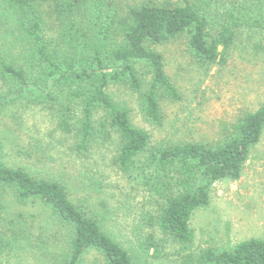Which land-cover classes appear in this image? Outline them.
<instances>
[{
	"label": "rangeland",
	"instance_id": "obj_1",
	"mask_svg": "<svg viewBox=\"0 0 264 264\" xmlns=\"http://www.w3.org/2000/svg\"><path fill=\"white\" fill-rule=\"evenodd\" d=\"M149 2L181 5V0H88L71 22L60 21V28H53L48 41L53 46L78 42L91 48L93 44L101 46L99 42L105 38V59L122 45L121 27L128 20L127 8ZM215 5L213 10L219 15L232 12L242 19L237 28L238 41L224 65L208 66L193 59L186 38L159 46L145 44L148 50L161 55L166 74L181 97L174 102L168 98L159 100V124L145 116L141 97L133 94L128 85L116 83L106 88L113 102L129 111L133 126L150 135L149 152L189 143L214 148L225 141L240 119L264 103L263 21L252 26L253 20L264 18V0H218ZM200 6L206 11L205 4ZM208 14L211 22H217ZM74 28H78L79 41L74 36L71 42L70 35L67 41L58 40L65 32L74 33ZM11 35L12 29L6 35L0 33V61L22 67L32 89L6 104L1 98L9 86L0 76V143L6 167L22 170L37 180L67 182L70 190L83 198L90 196L87 212L137 264H203L201 256L208 250L219 253L232 251L237 244L249 240L264 242V130L240 178L214 183L209 203L192 212L189 229L193 240L182 245L157 228L162 201L146 181L150 172L157 173L146 167L148 154L138 158L128 176L118 172L115 165L119 149L116 135L105 140L96 138L89 158L77 155L83 97L71 95L88 93L92 85L70 87L65 80L45 76V71L28 61V52L24 51L27 44ZM74 53L70 47L61 50L62 68L65 57ZM89 53L86 48L80 57L90 59ZM134 67L141 80L140 93L146 94L151 81L149 69L140 63ZM47 93L51 95L48 98ZM95 117L97 121L104 119L101 114ZM93 161L104 177L91 165ZM178 193L179 189L173 187V194ZM100 201L105 207L93 204ZM0 212V264L64 263L69 256L68 239L60 225L50 222L47 209L32 200L22 203L14 189L0 187ZM80 264L104 263L100 255L91 252Z\"/></svg>",
	"mask_w": 264,
	"mask_h": 264
},
{
	"label": "trees",
	"instance_id": "obj_2",
	"mask_svg": "<svg viewBox=\"0 0 264 264\" xmlns=\"http://www.w3.org/2000/svg\"><path fill=\"white\" fill-rule=\"evenodd\" d=\"M87 1L0 0V33L6 35L12 29L11 37L17 40L19 36L27 44L24 51L28 52V61L45 71V76L56 81L65 80L70 87L84 83L92 85L88 93L79 91L71 95L72 98L83 97L77 155L89 158L96 138L105 140L116 135L119 149L115 165L118 172L128 176L138 164V158L148 154L146 167L148 171L152 169L157 173L150 172L146 181L150 190L155 188L154 193L162 201L156 219L157 228L163 235L188 245L193 240L189 229L192 212L209 203V190L214 183L240 178L251 150L259 143L264 130V103L240 119L225 141L214 148L189 143L149 152L150 135L133 126L129 111L115 104L106 88L116 83L128 85L133 94L141 97L145 116L159 124V100L168 98L174 102L181 97L166 74L161 55L148 50L145 44L159 46L179 37L186 38L193 59L208 66L224 65L228 52L238 41L237 28L242 19L232 12L220 15L214 12L218 0H181V5L149 2L127 8L128 20L121 27L122 45L110 51L105 59L106 39L99 40L101 46L93 44L89 48L80 45L73 41L74 36L78 40V28H74V33L65 32L58 39L67 41L66 37L70 35L73 45L60 42L53 46L48 41L53 28H60V21L71 22L72 17L84 10ZM200 4L206 5V11ZM208 13L216 17L217 22H211ZM262 21L264 28V18L253 20L252 26L262 24ZM210 30L214 32L210 33ZM64 47H70L75 53L65 57L62 68L60 52ZM86 48L91 52L90 59L80 57ZM261 53L264 54V48ZM136 63L146 65L151 74L146 94L140 93L141 80L136 75ZM0 76L9 86L7 94L1 98L6 104L21 92L32 89L22 67L0 61ZM50 96V93L46 94L47 98ZM97 114L102 115L103 121H97ZM2 159L0 143V187L14 189L17 200L22 203L32 200L47 209L50 222L60 225L65 231L69 256L63 264H80L91 252L100 255L104 264H137L117 241L103 231L97 218L87 212L90 196L83 198L70 190L64 181L34 179L22 170L6 167ZM91 165L99 171L95 161ZM99 172L105 176L104 172ZM173 187L179 189L178 194H173ZM95 203L105 207L104 201ZM201 261L203 264H264V242L249 240L237 244L232 251L219 253L208 250L201 256Z\"/></svg>",
	"mask_w": 264,
	"mask_h": 264
}]
</instances>
